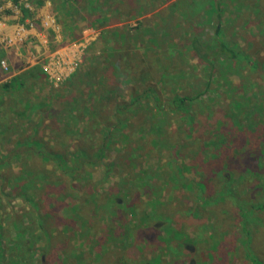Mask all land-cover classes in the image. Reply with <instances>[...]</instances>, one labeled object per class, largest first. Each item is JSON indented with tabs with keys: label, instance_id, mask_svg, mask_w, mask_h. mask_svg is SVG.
<instances>
[{
	"label": "rangeland",
	"instance_id": "obj_1",
	"mask_svg": "<svg viewBox=\"0 0 264 264\" xmlns=\"http://www.w3.org/2000/svg\"><path fill=\"white\" fill-rule=\"evenodd\" d=\"M201 1L200 4L194 6L195 0H166L152 10H145V13L140 6L122 22L114 21L109 25L110 27L102 29L95 25L94 21L90 23L88 19L77 27L80 30L77 39H69L63 36L68 26L62 25L63 21L57 23L56 14H61V6L56 0H17L16 3L12 0H0V47L12 50L14 57L24 58L26 62L22 61V63L32 64L29 65L32 71L38 70L41 75L43 74L47 84L51 87L47 85L39 89L34 86L29 89L32 99L35 97L40 99L41 96L54 92L53 88L63 84L64 80L69 78L66 76L69 72L76 69L82 70L88 65L90 56L106 58L109 50L117 47L114 37L116 35L121 37L117 30L120 27L131 28L124 29L128 32L130 40L128 46L133 48L132 52L141 56L148 50L158 55L161 50L168 49L169 53L172 51L178 57V53L186 49L183 45L185 39L181 35L187 33L191 35L193 25L200 29L205 41H210V36L213 37L212 24H214L215 14H212L214 11L210 12L209 9L213 6L210 4L217 0ZM237 1L219 0L221 18L223 22L230 20V24L225 28L226 32L230 33L229 38L236 40L242 51L247 53L255 64L251 65L248 59H243L242 62L233 64L235 69L238 65L240 68L233 71V67L225 65L223 68L220 61H215L213 74L209 77L210 85L215 91L201 95L199 102L191 101L187 110L188 112L194 110L197 113L198 118L192 121L193 126L189 127L188 131L194 143L196 140L200 142L199 146L194 144H192L194 147L189 146L190 142L187 138H183L182 146L184 153L192 155L199 153L197 164L204 163L210 168L220 169L216 178L223 176L226 179L229 189L234 192L236 202L233 200L230 202L233 205L224 204L223 209L221 205L218 206L220 209L214 215L217 217V223L215 222L214 225H212L213 214L210 215L208 212L201 218L186 215L177 219L175 209L183 206L187 208L194 202V198L190 192L176 194V183L173 181L169 184L170 189L167 185L160 191V194H156L155 199H152L153 205L149 202L144 206L143 204L146 203L140 200L147 201L148 198L142 192H136L137 195L133 199H130L128 195L123 198L120 195L102 194L106 185L111 184L113 180L118 181V177L114 175L106 176L103 167L93 170L90 178L85 172L80 180L73 178L74 180L70 183L68 177L57 174L55 164L54 169L49 163L33 156L32 152L28 151L27 155L22 158L18 157L12 165L0 167V246L2 253L0 264H257V258L260 264L264 263V206H261L264 202V151L260 147V140H257V137L261 135V122L264 118V31H260L261 22L256 18L259 17V5L264 0H244L246 5L249 3L242 13L249 21L245 25L241 22V16L234 18ZM79 2L86 4L85 0H79ZM172 2L180 5L178 11L173 7L170 9V14L161 11V7L170 8ZM21 6L27 8L29 14L23 15ZM166 15V22L163 23V17ZM168 17L172 19L169 24L170 18L167 20ZM177 19H180L179 23L182 25L172 27V23ZM188 21L192 24L187 25ZM186 26L187 31L185 32L184 27ZM108 28H112V32H107ZM17 31L20 34H16ZM170 37L173 39H169ZM34 45L37 47L36 51ZM7 53L4 52V55L0 56V75L6 78L4 82H8L6 76L11 75L10 68H12ZM18 61L21 66L20 59ZM142 61L146 63V59H141ZM148 65L152 68L156 67L152 61H149ZM174 68L173 71L177 74L178 68L184 70L182 77L185 90L192 95L198 91L196 83L203 84L208 78L207 66L200 64L198 59L187 50L176 62ZM220 68L223 69L218 71ZM64 77L67 78L63 79ZM176 79L172 81L173 86L177 87ZM25 87L29 88L28 83ZM165 89L168 90L166 85ZM68 91L71 90L67 89L66 92ZM85 91L86 88L79 86L77 95L82 92L84 94ZM160 91H162L161 99L168 96L169 91L163 89ZM121 96L126 99L127 93ZM253 104L254 108L250 109L249 107ZM192 106L194 108H190ZM229 107L233 108L235 115L226 120L224 113L229 110ZM207 110L211 111L209 115H206ZM243 110L245 111L244 117L238 118V114H241ZM69 123H72V120ZM68 124L63 123L61 127H67ZM26 125L28 126L24 128ZM174 125L176 127L175 123ZM10 127L20 131L19 141L12 139L11 142L22 145L29 140V131L34 130L29 127V122L21 126H16L12 122ZM180 128L177 125V129L180 130ZM229 128H232L231 131H228ZM36 132L43 135L46 138L45 142L50 146L61 144L60 148L63 147V143L57 141L55 132L47 130L45 125L40 124ZM49 132L51 135L48 134ZM219 134L222 136L219 137L220 141L237 137L238 134L245 136L247 141L243 145L239 144L238 149L241 150L244 146L246 153L239 154L237 147L233 146L225 155L224 151L227 146L224 142L217 143L219 139L216 140V144L209 142L210 138L215 140ZM225 134L228 137H225ZM6 143L8 142L0 141V154L5 152ZM70 149L69 147L68 151ZM210 150L214 151L212 155H204ZM234 155L238 156L237 160L233 161L235 158L230 160L229 158ZM116 157L112 155V161L116 160ZM192 160L195 159L185 158L188 163H184L181 157L177 160L183 167L182 175L187 181L199 179L198 172L192 168L195 165L191 162ZM160 163L162 161L153 156L143 165L144 167H159ZM11 169L17 170L18 173L11 176ZM29 172L33 177H29ZM49 172L50 177L47 178ZM17 175L20 178L17 179L14 187L11 182L14 176L18 177ZM201 176L204 175L200 174ZM7 178L8 181H3ZM42 178L49 179L50 185L42 182ZM200 182L205 184L203 181ZM203 185H196L197 189L205 190ZM17 186L21 193L15 196ZM86 192L88 195L84 197ZM98 194L105 199L104 202L94 203ZM173 194L180 196L174 200L172 199ZM217 195L221 197L220 193ZM168 196L171 197L168 198ZM112 197L118 201L116 207L122 221L113 219V215L109 212L104 213L101 219L98 217L95 219L91 203L106 210L111 206ZM253 198L255 201H260L251 207L253 204L250 202ZM82 200L87 204L82 208L83 210L81 209L82 212H76L80 208L70 207L80 206ZM133 200L137 201L133 202ZM32 202H36L37 208ZM208 202H210L209 199L200 200V204L206 206ZM138 203L144 213V216H138L140 227L134 225L136 221H133L135 220L133 213L126 208V206L131 208ZM123 206L126 211L123 210ZM151 208L157 211V214L154 213L151 216L154 220V228L150 230L153 231L152 237L148 233L140 234L143 231L142 223L146 221L147 215H151V213L148 214ZM161 208L163 215L158 212ZM245 209L249 211L246 228L251 230L249 250L251 259L254 258L256 261H250V257L245 256L244 244H248L246 240L249 238L245 239L247 236L242 231L240 220L237 219L239 217L244 219L241 212L244 213ZM38 215L44 220L42 225L37 222ZM111 218L113 220L110 223ZM234 218L236 221H233ZM128 219L129 222H127ZM209 220L211 222L207 223ZM83 222L84 225L80 228ZM172 226L183 231L178 241L181 247H176L177 244L175 245L174 242L177 241L171 244L173 248H176L173 252L170 247H165L163 241L160 242L162 237L170 235ZM44 232H47L46 236ZM123 233L125 238L122 237ZM49 238L53 241L51 242ZM243 240H245L244 244ZM43 255L45 258L42 263L41 256Z\"/></svg>",
	"mask_w": 264,
	"mask_h": 264
},
{
	"label": "trees",
	"instance_id": "obj_2",
	"mask_svg": "<svg viewBox=\"0 0 264 264\" xmlns=\"http://www.w3.org/2000/svg\"><path fill=\"white\" fill-rule=\"evenodd\" d=\"M163 1L166 0H85L84 3L86 4H82L79 0H56L61 6V14H56V20L57 23L63 21L62 25L66 24L68 26L63 34L64 37L77 39L80 33L77 27L88 19L90 23L94 21L95 25L102 29L104 27H110L109 25L113 24L114 21L121 22L118 14H121L119 11L122 8H124V11L132 14V11L142 6L145 13V10H152V8H155ZM12 2L16 3L17 0H12ZM201 2V0H195L194 6ZM210 5L213 6L211 8L209 6V11L211 12L213 10L214 12L212 14H215L214 24H212L213 37L210 36V41H205V38H202L200 29L195 27V25L191 26V28L193 27L191 35L188 33L181 35L185 39L183 45L186 49H184V52L180 51L178 57L172 51L169 53L168 49L161 50L158 55L149 50L146 54H142V56L136 55V53L131 51L133 48L128 46L130 41L128 32L124 30L131 28L120 27L117 30L121 37H118V35L114 37V43L117 47L109 50L106 58H94L90 56L88 58V65L82 70L76 69L73 71L69 75V78L64 80L63 84L53 88L54 92H51L47 96H41L40 99L36 97L32 99L31 91L29 90L28 96L25 87L26 83L20 81V76H12L8 82L1 83L0 141H6L8 143H6L5 152L0 154V167L2 165H12L13 161L18 157L22 158L27 155L28 151L29 153L32 152L33 156L39 157L42 161L49 163L52 168L55 164L57 174L62 177H68L70 183L74 180L73 178L80 180L85 172L87 173V177L90 178L93 170L103 167L106 176L114 175L118 177V181L113 180L111 184L106 185L103 188L102 194L120 195L123 198L128 195L130 199H133L137 195L136 192H142L148 198L147 201L140 200L142 203H146L143 204L144 206L149 204V202L153 205L152 199H155L156 194H160V191L167 185L169 187V184L173 181L176 183V194L190 192L194 198V202L187 208L183 206L175 209L174 213L177 219L183 218L186 215L201 218L208 212L210 215L213 214L212 217L214 219L210 218L213 219L212 225L215 222L217 223V217H214V215L220 209L218 206L221 205L223 209L225 208L224 204L230 203L233 200L236 202V198L234 197V192L229 189L226 179L223 176L216 178V175L219 173L218 170L220 169L210 168L204 163L197 164V159L200 157L198 152L192 155L182 151L184 144L183 138L188 139L190 142L189 146H199L200 143L198 140L194 143L188 131L189 127L193 126L192 121L198 118L197 113L194 110L192 112H188L187 110L191 101L196 100L199 102L201 95L209 91H215L211 87V81L209 80L215 68V61H220L221 67L223 68L225 65L233 67V71L240 69L239 65L235 69L233 64L239 61L242 62L243 59H248L251 65L255 63L253 60L251 61L247 53L242 51V48L236 40L229 38L230 33L226 32L225 28L227 27L226 25L230 24V20L228 22L222 21L219 0L213 1ZM248 6L249 3L246 5L244 0L237 1V10L235 11L234 18L237 19L238 16H241V22L244 25L249 21L242 13L244 8ZM172 7L178 11L180 5L172 2L170 8L164 6L161 7V11L163 10V12L169 13ZM187 7L190 6L187 5ZM20 9L23 15L29 14L27 8L21 6ZM258 12L259 17L256 18L261 22L260 31H264V2L259 5ZM166 17L167 15L163 17V23L166 22ZM171 21L172 19L170 18L168 24ZM179 22L180 19H177L171 26L180 27L182 24ZM191 24L192 22L188 21L187 25ZM184 30L185 32L187 31V26L184 27ZM107 32H112V28H108ZM169 39H173V37ZM186 50L191 52L192 56L198 59L200 64L202 63L207 66L208 69L207 80L203 84L200 82L196 83L198 91L194 95L189 94L185 90L182 77L184 70L178 68L176 70L178 74L173 71L175 70L174 66L176 62L184 55ZM141 59H146V63L141 62ZM149 61L154 62L156 67L153 66L152 68L149 66ZM143 63L144 65H142ZM223 68L218 69V71H221ZM32 73L33 71H29V87L31 85V79L34 77ZM172 79H176L177 87L173 86ZM160 82L161 84H159ZM165 85L168 90L165 89ZM79 86L86 88L84 94L82 92L80 95H77ZM15 88L16 90H14ZM67 89L71 91L66 92ZM160 89L169 91L166 98L161 99L162 91ZM123 93H127L126 99L121 96ZM190 108H194V106ZM245 108L247 109V107ZM249 108L253 109L254 104ZM228 109L225 113L223 112L226 120L235 115L233 108L231 109L229 107ZM210 112V110H207L206 115H209ZM238 115V118L244 117L245 111L243 110ZM70 120H72V123H69ZM12 122L16 126H21L29 122V127L34 129L29 131V140L24 145L11 142L12 139L18 141L20 139V131L18 129H11L10 127ZM63 123L64 125L69 123V126L62 128L61 124ZM261 123V135L257 137V140H260V147L264 151V118ZM40 124L45 125L50 132L53 130L56 134L57 141H61L63 147L60 148L61 144L58 146H50L49 143H46V138L36 132ZM177 125L181 127L180 130L177 129ZM231 129L229 128L228 131H231ZM224 131L226 132L225 129ZM50 132L48 133L49 135H51ZM219 137L222 136L219 134L215 140L210 138L209 142L216 144L217 139H219L217 143L220 142L222 144L224 142L227 146L224 151L225 155L229 153L233 146L237 147L239 154L244 155L246 153V149L243 148L244 146L241 147V150L238 149L239 144L243 145L247 141L242 134H238L237 137H231V140L226 138L227 140L225 141H220L221 138ZM225 137H228V135L225 134ZM119 145L121 146L119 147ZM69 147L71 149L68 151ZM200 152H202L201 149ZM213 153L214 151L210 150L204 155H212ZM112 155L117 156L116 160L112 161ZM153 156L162 161L159 167H144L143 163ZM179 157L183 159L184 163H188L185 161V158L188 160L195 159L191 162L195 164L192 168L198 172V180L187 181L183 177V167L177 161ZM237 157L234 155L229 159L233 160L235 158L233 161H236ZM14 173H18V171L11 169V176ZM200 174L206 176L200 177ZM15 177H13L11 182L14 187L20 176L16 177V179ZM29 177H33L30 172ZM39 177H42V175H39ZM48 177H50V172L47 174ZM6 180L8 181V178L3 181ZM41 180L48 185L51 183L46 178H42ZM200 181H203L205 184L203 185ZM196 182L199 183L196 184ZM200 184L205 186V190L197 189V186ZM226 188L228 189L225 192ZM15 189L17 190L15 196L20 195L21 191L18 190V186ZM229 192L231 193L228 194ZM218 193H220V198L217 195ZM176 194H173L172 199H178L180 195ZM87 195L88 193L86 192L84 197ZM100 195L98 194L96 196L94 203L105 201ZM112 198V201L109 199L111 206L106 208V210L103 207L95 206V204L91 203L95 219L96 217L101 219L104 213L109 212L113 215V219L122 221V218L118 214L119 210L116 207L118 206V201L114 197ZM203 199L210 200L207 206L200 204V200ZM254 201V198L251 199L250 203L253 204L251 207H254V203H259L260 200ZM35 203L32 202L34 207L37 208ZM139 204L133 205L131 208L126 206L133 213L132 216L135 218L133 221H136L134 225L137 227L141 226L138 223V216H144V213L139 208ZM85 205L87 206L82 200L80 206L74 205L70 207L73 209L80 208L76 212H82L81 209L86 207ZM261 206H264V202ZM188 209L191 211H187ZM123 210L126 211L124 206ZM162 210L161 208L158 212L161 214L163 213ZM150 213L151 215H147L146 221L144 220L145 224L142 223L143 231L140 234L148 233L152 237L153 231L150 230L154 228V220L151 216L154 213L157 214V211L151 208L148 214ZM225 213L227 214L228 212ZM248 213L249 211L245 209L244 213L241 212L244 215V219L239 216L237 219L240 220L242 231L247 236L245 239L249 238L246 240L248 244H244L245 240L242 241L245 246V256L250 257V261H256L254 258H252L253 260L251 259V251L249 250V233L251 230L246 228ZM228 217L232 218L230 215ZM113 219H110V223ZM43 221L38 215V224L42 225ZM233 221H236V218ZM87 222L88 220L85 223L87 224ZM127 222H129V219ZM210 222L211 220L207 223ZM83 225L84 222L80 225V228ZM171 229L170 235L162 237L160 242L163 241L165 247H170L172 249L171 252H173L176 248H173L171 244L173 241H177L174 244H177L176 247L178 248L181 247V243L178 241L183 231L174 226ZM227 229L231 230L230 228ZM44 233L46 236L47 232ZM223 233H225L224 230ZM124 235L123 233V238H125ZM49 239L51 242L53 241L52 238ZM1 255L0 246V257ZM44 258V255L41 256L42 263ZM257 261V264H260L258 258Z\"/></svg>",
	"mask_w": 264,
	"mask_h": 264
},
{
	"label": "crops",
	"instance_id": "obj_3",
	"mask_svg": "<svg viewBox=\"0 0 264 264\" xmlns=\"http://www.w3.org/2000/svg\"><path fill=\"white\" fill-rule=\"evenodd\" d=\"M124 4H125V2H124ZM122 10L119 11V13H121V14H118V17L121 18V22L123 21V19L125 17L130 15V12L124 11V8H122ZM28 46H29V43H28ZM34 49L36 51V49H37L36 45H34ZM0 52L2 54L1 56L4 55V52H6V53L8 52L7 53L8 57H9L8 61L9 62L11 61V63H12V66H11L12 68H10L11 69V73H10L11 75L10 76H6V77H8L7 81H9V79H11L12 76H20V78H21L20 81H22L24 83L27 82L28 85H29V82H30L29 81V78H30L29 77V71H32V69L29 68V65H32V64H29V63L24 64V63H22V61L26 62L25 60H23L24 58H21L19 56H18V58L14 57L13 53H12V50L2 49L0 47ZM18 59H20L21 66H19ZM32 74L34 75V77H32V79H31V85H30L29 88L26 87V90L28 92V96H29V89L30 88L35 86V87H37L39 89H43V87L45 88L47 85H49V84H47V81L45 80V77L43 76V74L41 75L40 71H33ZM4 80H6V78H4V76L0 75V83H4ZM49 87H51V86L49 85ZM28 100H29V98H28Z\"/></svg>",
	"mask_w": 264,
	"mask_h": 264
},
{
	"label": "built area",
	"instance_id": "obj_4",
	"mask_svg": "<svg viewBox=\"0 0 264 264\" xmlns=\"http://www.w3.org/2000/svg\"><path fill=\"white\" fill-rule=\"evenodd\" d=\"M16 34H20V32H16ZM12 38V37H11ZM7 41V40H6ZM8 41H10V39H8ZM1 61V60H0ZM3 63V62H2ZM68 68H70V67H68ZM66 71H68V69H66ZM73 71V70H72ZM71 71V72H72ZM71 72H69L66 76L68 77L70 74H71ZM51 73V72H50ZM67 77H64L63 79H66Z\"/></svg>",
	"mask_w": 264,
	"mask_h": 264
}]
</instances>
